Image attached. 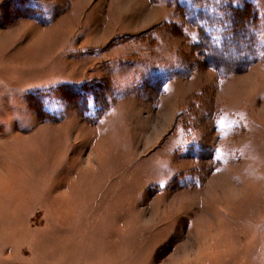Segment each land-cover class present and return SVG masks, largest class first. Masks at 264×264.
<instances>
[{
	"label": "rangeland",
	"instance_id": "rangeland-1",
	"mask_svg": "<svg viewBox=\"0 0 264 264\" xmlns=\"http://www.w3.org/2000/svg\"><path fill=\"white\" fill-rule=\"evenodd\" d=\"M236 3L0 0V264H264V0Z\"/></svg>",
	"mask_w": 264,
	"mask_h": 264
},
{
	"label": "trees",
	"instance_id": "trees-1",
	"mask_svg": "<svg viewBox=\"0 0 264 264\" xmlns=\"http://www.w3.org/2000/svg\"><path fill=\"white\" fill-rule=\"evenodd\" d=\"M251 4H246L245 7L249 6ZM250 7V6H249ZM246 18L247 17H244L242 18V20H240V23L243 22V24L246 22ZM245 35L247 36H250V33H244ZM238 38H239V34L238 33H232V36L229 37V42L230 43H234V42H237L238 41ZM248 39V38H247ZM219 49V48H218ZM220 56H222V53L225 54L223 56L224 59H226L227 61H229V63L235 67V71L239 68H243V67H248L249 66V61L248 59H246L247 57L245 56H240V55H237L235 53H233L234 55H236V57L234 56H231V54H226L224 51H221L220 49L218 50ZM212 54V53H211ZM209 60H212V58H208ZM246 59V60H245ZM208 63H210L208 61ZM216 69H218V65L217 64H214L213 65Z\"/></svg>",
	"mask_w": 264,
	"mask_h": 264
},
{
	"label": "snow or ice",
	"instance_id": "snow-or-ice-1",
	"mask_svg": "<svg viewBox=\"0 0 264 264\" xmlns=\"http://www.w3.org/2000/svg\"><path fill=\"white\" fill-rule=\"evenodd\" d=\"M176 3H181V0H176ZM217 3H224V4H228V3H232L234 6H239L237 3H236V0H217Z\"/></svg>",
	"mask_w": 264,
	"mask_h": 264
}]
</instances>
